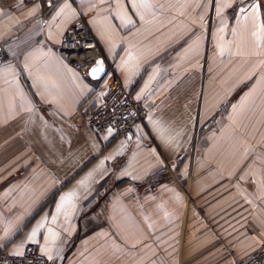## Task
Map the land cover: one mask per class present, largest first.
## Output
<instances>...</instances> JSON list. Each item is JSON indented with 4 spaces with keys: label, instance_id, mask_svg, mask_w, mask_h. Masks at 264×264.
Instances as JSON below:
<instances>
[{
    "label": "crops",
    "instance_id": "1",
    "mask_svg": "<svg viewBox=\"0 0 264 264\" xmlns=\"http://www.w3.org/2000/svg\"><path fill=\"white\" fill-rule=\"evenodd\" d=\"M243 1L0 0V250L33 245L49 264H233L263 246L264 0ZM78 19L147 109L126 138L84 123L107 78L60 48Z\"/></svg>",
    "mask_w": 264,
    "mask_h": 264
},
{
    "label": "built area",
    "instance_id": "2",
    "mask_svg": "<svg viewBox=\"0 0 264 264\" xmlns=\"http://www.w3.org/2000/svg\"><path fill=\"white\" fill-rule=\"evenodd\" d=\"M60 48L68 56L72 66L84 73L86 68L101 57V49L83 19L76 20L66 30ZM106 78L105 92L101 100L85 114L84 123L96 133L111 131L115 137L126 138L145 117L147 109L143 103L132 98L109 68H106ZM0 264H49V260L36 246L26 245L20 254H10L1 249ZM233 264H264V244Z\"/></svg>",
    "mask_w": 264,
    "mask_h": 264
},
{
    "label": "snow or ice",
    "instance_id": "3",
    "mask_svg": "<svg viewBox=\"0 0 264 264\" xmlns=\"http://www.w3.org/2000/svg\"><path fill=\"white\" fill-rule=\"evenodd\" d=\"M140 6H141V7L145 6L144 3H143V0H140ZM240 11L243 12L244 9H241ZM256 15H257V19H259L258 12H257ZM256 27H257L258 31L264 32V24H257ZM253 35H254V38H255V39H257V40L260 39V36H259V35L255 34V33H254ZM103 71H104V69H103L102 63L99 62V61L97 62V66L94 67V68L91 70L93 76H97V75H99L100 73H102ZM81 183H82V182H81ZM74 195H75V193H73V192H69V193H66V194L62 195V196L60 197L59 202H58L57 205H56V212L59 213L61 210H63V209L65 208L66 205H71L72 198L74 197ZM52 219H53V221H55L56 216L53 215ZM43 226H44L43 222L39 223V224L36 226V228H34V229L32 230V233L30 234V236L28 237V239H29V240H32V239L36 236V234H37V232L39 231V229L42 228ZM52 235L54 236L55 234L52 233ZM46 239H47V238H46Z\"/></svg>",
    "mask_w": 264,
    "mask_h": 264
},
{
    "label": "rangeland",
    "instance_id": "4",
    "mask_svg": "<svg viewBox=\"0 0 264 264\" xmlns=\"http://www.w3.org/2000/svg\"><path fill=\"white\" fill-rule=\"evenodd\" d=\"M249 1V0H247ZM248 3L245 2V0L243 1L242 4H239V5H242L243 7H245V5H247ZM245 9V8H244ZM234 11V9H233ZM231 14L225 19L226 21V26H227V43L231 44L235 38V34H234V26H235V22L237 21L236 18L234 19L233 17H231ZM218 20H216L217 22ZM260 21H262V23H264V19H260ZM263 37V40L260 41V47H262L264 45V36H261ZM262 71H264V61L263 60H259V73L262 74ZM250 75L248 74V77ZM248 87V85H245L244 88L246 89Z\"/></svg>",
    "mask_w": 264,
    "mask_h": 264
},
{
    "label": "water",
    "instance_id": "5",
    "mask_svg": "<svg viewBox=\"0 0 264 264\" xmlns=\"http://www.w3.org/2000/svg\"><path fill=\"white\" fill-rule=\"evenodd\" d=\"M98 61L102 63V66H103L104 71H103L102 73H100L99 75H97V76H93L91 70H92L94 67L97 66V62H98ZM85 73H86L87 76H88L90 79H92V80H101V79H103L104 76L106 75V66H105V62H104L103 58H102V57H99V58L95 61V63H94L93 65H91L90 67L86 68Z\"/></svg>",
    "mask_w": 264,
    "mask_h": 264
},
{
    "label": "trees",
    "instance_id": "6",
    "mask_svg": "<svg viewBox=\"0 0 264 264\" xmlns=\"http://www.w3.org/2000/svg\"><path fill=\"white\" fill-rule=\"evenodd\" d=\"M106 76V75H105ZM129 92V91H128Z\"/></svg>",
    "mask_w": 264,
    "mask_h": 264
}]
</instances>
